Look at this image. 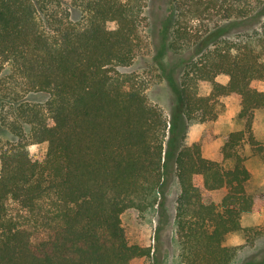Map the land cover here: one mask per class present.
Here are the masks:
<instances>
[{
	"label": "trees",
	"instance_id": "trees-1",
	"mask_svg": "<svg viewBox=\"0 0 264 264\" xmlns=\"http://www.w3.org/2000/svg\"><path fill=\"white\" fill-rule=\"evenodd\" d=\"M145 3L0 0V131L13 138L0 147V264H149L154 252L129 243L121 216L162 206L174 177L180 264H231L242 247L225 245L229 234L243 232L250 246L264 237V227L242 224L264 207L247 191L243 155L248 146L264 159L252 131L264 109L256 86L264 82V0H169L166 47L195 52L178 81L156 56L178 102L171 117L148 98L146 76L119 72L149 51ZM249 23L260 24L227 35ZM202 84L209 95L199 94ZM228 96L238 99L244 129L211 160L184 140L188 125L215 120ZM39 143L46 153L31 156Z\"/></svg>",
	"mask_w": 264,
	"mask_h": 264
},
{
	"label": "rangeland",
	"instance_id": "rangeland-1",
	"mask_svg": "<svg viewBox=\"0 0 264 264\" xmlns=\"http://www.w3.org/2000/svg\"><path fill=\"white\" fill-rule=\"evenodd\" d=\"M169 18V0H146L143 11L142 29L149 43V51L145 55L134 59L131 66L119 69V72H134L146 76L149 86L146 91L151 102L161 106L171 117V110L177 109L178 102L171 87L161 76L156 64V56L162 54L165 64L170 62L168 68L173 71L174 78L178 81L184 65L194 57L195 52L175 54L167 48L163 21ZM260 23H249L246 26H234L229 29L227 35L235 36L250 28H256ZM165 41L164 51H161V43ZM167 46V47H166ZM217 81L222 84L228 82V77L220 75ZM257 88L264 91V82L257 83ZM211 92V86L202 84L199 88L201 96H207ZM222 110L215 120L204 123H190L184 145L197 143L205 158L219 160L220 151L228 134L244 129L245 121L239 118V103L234 96L220 99ZM252 131L255 139L264 145V109L255 111ZM12 135L8 131H0V147L2 144L12 141ZM31 156L38 157L47 151V143L31 144L29 147ZM246 159V167L251 173V179L247 184V191L259 198L264 204V159L253 155L252 150L246 146L243 150ZM179 191L176 178L164 187V198L157 200L151 209L144 213L134 210L122 214V224L126 231L130 244H138L151 247L154 252L149 264H180L178 260V247L175 234V199ZM224 189L213 191V197L217 203L221 202ZM243 227H264V207L260 212L248 214L243 218ZM246 237L243 232L229 234L225 245L230 247H242L231 264H257L264 259V237L254 241L252 246L245 245Z\"/></svg>",
	"mask_w": 264,
	"mask_h": 264
}]
</instances>
